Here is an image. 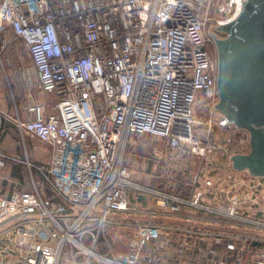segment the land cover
<instances>
[{"label": "built area", "instance_id": "1", "mask_svg": "<svg viewBox=\"0 0 264 264\" xmlns=\"http://www.w3.org/2000/svg\"><path fill=\"white\" fill-rule=\"evenodd\" d=\"M246 1L0 0V54L21 39L47 97L16 125L53 149L52 196L32 174V190L0 196V264H264V203L231 163L250 136L216 116L211 33ZM134 146L150 148L159 188L133 178L149 174ZM216 158L227 172L213 178ZM107 228L131 233L129 254L100 241Z\"/></svg>", "mask_w": 264, "mask_h": 264}, {"label": "water", "instance_id": "2", "mask_svg": "<svg viewBox=\"0 0 264 264\" xmlns=\"http://www.w3.org/2000/svg\"><path fill=\"white\" fill-rule=\"evenodd\" d=\"M216 110L249 133L247 153L231 156L236 172L264 179V0H247L239 15L217 26Z\"/></svg>", "mask_w": 264, "mask_h": 264}, {"label": "crops", "instance_id": "3", "mask_svg": "<svg viewBox=\"0 0 264 264\" xmlns=\"http://www.w3.org/2000/svg\"><path fill=\"white\" fill-rule=\"evenodd\" d=\"M34 75V78H30L28 81H26L27 83L25 82V89L22 88V91L19 90L16 96L13 90H8L7 84L4 83L0 74V152L4 155L6 154L4 149L8 144L10 148L13 147V140L10 138L13 132L16 133L17 136L20 134L22 137H25L20 133L16 122H24L33 118V114L29 111V108L34 104H42L47 99L46 95L42 91L31 86L30 80L34 81L37 79L36 71H34ZM51 100L53 104L57 102V98L55 96H52ZM45 112L47 114L52 113L53 108L46 107ZM42 145L47 148L46 150L48 151V162L45 166L31 165L29 162H24L23 160L21 162V159L19 161L15 159H0V174L2 172L4 173L3 179L7 184V190L4 194L1 190L0 196H10L11 193L17 189L29 191L32 190L33 183L30 174L33 175L41 196L46 198L53 195L51 190L46 186L45 179L42 175V170H47L51 166L53 149L43 143ZM150 151V148L146 146H134L128 149L129 160H132V163L135 164L136 168L137 165H139L141 170H145L149 173L140 174L139 172H136L135 174H132V176L138 183L142 185L152 188H159L162 186V183L159 182L158 177L161 176L162 170L156 169L154 162L150 159H143V156L149 155ZM147 161H151L150 165ZM174 172L173 174H177V172ZM26 174H28V177H26ZM208 174L212 175L211 177L213 178H217L219 176L217 173L212 174V171H208ZM236 174H239V177L242 178L243 183H247L248 181L253 184L254 187H256V192H258L259 198L261 199L260 202L264 203V180L255 179L249 176L247 172H239ZM181 193L183 194L182 189ZM136 203L139 206H145L150 204L151 201L141 197ZM58 204L59 202L54 199L51 203V206L54 207Z\"/></svg>", "mask_w": 264, "mask_h": 264}, {"label": "rangeland", "instance_id": "4", "mask_svg": "<svg viewBox=\"0 0 264 264\" xmlns=\"http://www.w3.org/2000/svg\"><path fill=\"white\" fill-rule=\"evenodd\" d=\"M7 43L8 46L5 47L3 52L0 54V74L4 83L7 84L8 90H13L17 96V92L19 90L22 91L23 89H25V82L30 78L35 77V70L32 65L29 52L21 39L15 38L13 35H10L8 37ZM196 113L198 116V122L201 123L203 118L205 120V117L201 114L200 109H198ZM217 115H221V113L217 111L216 116ZM212 135L223 142L226 133L214 128ZM10 138H12L13 140V147L10 148L8 144V147L6 146V148L4 149V152L6 153L5 155L9 159H15L17 161L21 159V162L23 160L24 162H29L31 165L35 166H45L47 164V148H45L42 143L38 141V139L31 138L29 136L22 137L20 134L17 136L14 132L12 133V136H10ZM214 157L220 158L222 157V155L218 153ZM218 158H216V161L218 162L217 174H226V165H224V161H218ZM26 177H28V174H26ZM3 178L4 173L2 172L0 174V191L2 190V193L4 194L7 190V184L4 182ZM130 234V232H125L115 228H107L104 235L101 236L100 241L104 242L105 239V242L107 243L108 241L112 251L115 254H118L119 256H125L129 254L130 251L127 243ZM99 251H107V246H100ZM84 260H87V256L84 257ZM94 262L95 264H98L97 261Z\"/></svg>", "mask_w": 264, "mask_h": 264}, {"label": "flooded vegetation", "instance_id": "5", "mask_svg": "<svg viewBox=\"0 0 264 264\" xmlns=\"http://www.w3.org/2000/svg\"><path fill=\"white\" fill-rule=\"evenodd\" d=\"M211 35H212V37L215 35V36L218 37V38H222V37H224V35H223L222 33L218 32V31L216 30V27L213 28ZM213 39H214V38H213Z\"/></svg>", "mask_w": 264, "mask_h": 264}, {"label": "trees", "instance_id": "6", "mask_svg": "<svg viewBox=\"0 0 264 264\" xmlns=\"http://www.w3.org/2000/svg\"><path fill=\"white\" fill-rule=\"evenodd\" d=\"M151 161H149V165H150Z\"/></svg>", "mask_w": 264, "mask_h": 264}]
</instances>
